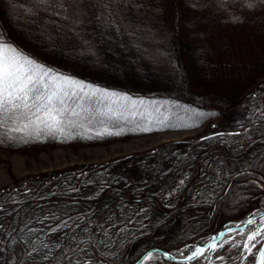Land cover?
Listing matches in <instances>:
<instances>
[{"label": "trees", "instance_id": "obj_1", "mask_svg": "<svg viewBox=\"0 0 264 264\" xmlns=\"http://www.w3.org/2000/svg\"><path fill=\"white\" fill-rule=\"evenodd\" d=\"M58 3L0 0V41L55 74L102 91L76 104L68 101L80 115L63 134L13 132L14 125L5 122L0 149L95 144L207 124L197 135L30 175L0 189V257L12 253L15 236L39 227L43 235L37 241L24 240L25 262L132 264L151 246L170 248L165 244L176 225H197L187 238H202L259 209L264 78L248 86L264 75V0H78V6L63 0L62 8ZM36 205L67 213L54 217L53 227H42L25 218ZM107 227L123 234L117 254H81L80 263L60 256L78 238L92 241L89 252L93 234Z\"/></svg>", "mask_w": 264, "mask_h": 264}, {"label": "rangeland", "instance_id": "obj_2", "mask_svg": "<svg viewBox=\"0 0 264 264\" xmlns=\"http://www.w3.org/2000/svg\"><path fill=\"white\" fill-rule=\"evenodd\" d=\"M263 78V74L257 76L248 86V88L253 87L254 84H256L258 81H261ZM217 119L218 118L214 119L213 122H216ZM206 124L190 129H168L132 136L129 138L119 137L112 140H103L95 144L66 143L47 145L46 147L40 148L36 151L0 149V158L8 160L6 162L3 161L4 163L2 162L0 164V189L11 186V184L17 182L16 179L23 181L24 179L29 178L30 175H43L42 173L55 169H64L80 164L103 162L117 156L149 150L153 147H156L157 145H160L164 141L178 140L188 136L197 135L203 131V129L206 127ZM14 185H17V183L13 184L12 186ZM3 202H5L4 199H0V204H3ZM263 207L264 204L261 205L259 209H262ZM65 213H67V211L63 209H60L59 211L57 208H52L50 206L36 205L30 208L29 212L26 213L25 218H33L32 220L34 221L43 222L40 224L42 227H53L55 223L53 218L58 215L59 219V216ZM100 222L104 225L107 220H102ZM151 225L152 222L149 223L145 229L151 227ZM142 226L144 225H138V227ZM196 226L197 225H190L187 228L179 229V225H176L175 228L171 230L172 237L169 238V241H167V244H165L170 247L167 249L179 250L184 248V251H187L188 248L192 247L193 245L189 244L186 246L187 241L196 242L202 240L205 236L202 238L201 236L187 238L189 237L187 236L188 234L191 235L197 230L198 227ZM38 228H34L31 234H22L20 238L15 236L11 243V246H13L12 253L2 254L4 258L2 259V257H0V264H3V260L5 264H36L25 262L27 254L24 253V240L25 238L33 237L34 241H37L41 235H43V230L41 229L40 231ZM122 235L123 234L119 233L118 231L113 232L109 227H107L104 230H100L98 233L93 234L91 239L95 241V243H93L94 247H92L89 252L88 248L89 245L92 246V241H85L84 239L81 240L78 238V241L65 246L63 253H60V256L66 255L67 258L76 259L78 260L77 262L80 263L85 260L82 258L83 256L81 254H100L103 256L106 254H117L119 251L118 249H120L123 243L120 240ZM228 241L231 242V239H227V242ZM229 242L222 243L223 247L225 244H229ZM236 244L239 246L227 247L223 253V247H219L218 245L214 250L213 259L209 260L208 264H223V260L229 258L230 255L234 253L235 249H238L236 252L237 254H234L233 256L237 261L241 255L239 253L241 242L238 241ZM255 251L256 248L253 249V252ZM71 254H74V256ZM220 254L225 255L223 256ZM217 255H220L219 257H223L222 260L220 259V262H214V256L217 257ZM152 260H155L157 263H162L159 257H155ZM204 260L206 259H195L191 261L190 264H202ZM252 260L253 258L248 256L247 263L249 264Z\"/></svg>", "mask_w": 264, "mask_h": 264}, {"label": "snow or ice", "instance_id": "obj_3", "mask_svg": "<svg viewBox=\"0 0 264 264\" xmlns=\"http://www.w3.org/2000/svg\"><path fill=\"white\" fill-rule=\"evenodd\" d=\"M37 2L49 4L51 0H37ZM69 3L78 6V0H69ZM58 6L63 7V0H59ZM101 91L91 85H85L83 81L55 74L54 70L46 68L22 50L0 41V127L5 122H11L14 125L11 129L13 132H27L29 135L33 132L40 135L44 131L49 134L56 132L63 134L66 127L75 126L76 121L72 117L80 115L68 104V101L71 100L76 104L77 100H83ZM107 95L117 94L107 93ZM123 98L131 99L128 96ZM255 215L258 214L254 213L253 217ZM259 215L264 221V214ZM254 222L250 217L245 223L252 225ZM257 238L264 240V223L249 230L243 245L249 256L253 258V264H264V246L258 249V255L253 252L259 242ZM232 246L239 245L234 243ZM208 247L214 249L217 245L212 244ZM219 247H223V244ZM205 251V248L197 247L186 259L195 260ZM150 257L149 253L146 258ZM218 259L222 260L223 257Z\"/></svg>", "mask_w": 264, "mask_h": 264}, {"label": "water", "instance_id": "obj_4", "mask_svg": "<svg viewBox=\"0 0 264 264\" xmlns=\"http://www.w3.org/2000/svg\"><path fill=\"white\" fill-rule=\"evenodd\" d=\"M254 213H257L258 215H255L253 217ZM259 214H264V207L251 214H248V215H245L239 218H234V219H231L225 222L216 231L209 233L201 242L187 241L186 242L187 244H193V245L191 249L188 250L185 254H181V253L178 254L175 250L167 249L161 246H151L147 248L146 250H144L132 262V264H144L147 260L155 258V257H159L162 261V264H166L167 260H173V261H177L183 264H189L190 261L192 260H188L186 259V257L190 256L197 247L206 249L205 253L202 256L198 257L197 259L205 258L206 260H204L202 264H208L209 260L213 258V253L215 250V248L213 249L211 247H208L209 245L216 244L218 246L224 243L225 241H227V239H231V242L228 241L229 242L228 247L232 246L234 243L236 244L238 241L242 243V247H243L244 243L247 240V234L249 230L255 229L259 227L261 223H264V221L261 220V217ZM250 217H252L255 221L254 224L252 225H248L245 223ZM221 233L223 234L222 236H221ZM257 239L259 241L257 243L259 245L256 247V253L258 255V249L261 246H264V240H260L259 238ZM149 253L151 254V257L146 258L148 257ZM246 255H248V253L244 249L240 259L238 260V264L243 263Z\"/></svg>", "mask_w": 264, "mask_h": 264}, {"label": "bare ground", "instance_id": "obj_5", "mask_svg": "<svg viewBox=\"0 0 264 264\" xmlns=\"http://www.w3.org/2000/svg\"><path fill=\"white\" fill-rule=\"evenodd\" d=\"M3 161L6 162V161H8V160H7V159H4V158H1V159H0V164H1ZM4 162H3V163H4ZM218 257H219V256H218ZM218 257H215L214 262H218V261L220 262V259H218ZM232 259L234 260V257H233ZM214 262H213V263H214Z\"/></svg>", "mask_w": 264, "mask_h": 264}, {"label": "crops", "instance_id": "obj_6", "mask_svg": "<svg viewBox=\"0 0 264 264\" xmlns=\"http://www.w3.org/2000/svg\"><path fill=\"white\" fill-rule=\"evenodd\" d=\"M237 250H238V249H235V250H234V253H232V255H234V254L237 252ZM239 252H240V251H239ZM236 254H237V253H236ZM233 257H234V256H231V255H230V257H229L228 260H224V263H225V262H227V263H229V262H233V259H232Z\"/></svg>", "mask_w": 264, "mask_h": 264}]
</instances>
